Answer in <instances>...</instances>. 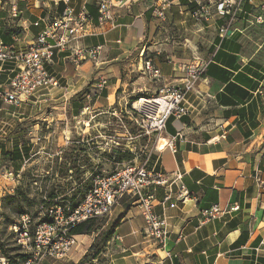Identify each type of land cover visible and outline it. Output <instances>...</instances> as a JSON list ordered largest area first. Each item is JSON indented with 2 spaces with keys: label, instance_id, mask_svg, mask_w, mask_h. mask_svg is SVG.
Returning a JSON list of instances; mask_svg holds the SVG:
<instances>
[{
  "label": "crops",
  "instance_id": "1",
  "mask_svg": "<svg viewBox=\"0 0 264 264\" xmlns=\"http://www.w3.org/2000/svg\"><path fill=\"white\" fill-rule=\"evenodd\" d=\"M113 1L114 20L100 23L99 0H70L76 12L85 10L91 16L92 33L82 44L101 45L103 50L95 66L90 60L77 65L69 50L56 53L47 67L66 95L83 90L97 74L109 79L104 98H111L121 82L123 63L137 60L141 53L153 59L162 74L146 91L179 84L184 77L181 65L190 55L186 54L187 43L164 47L162 28L176 25L187 42L189 31L193 38L206 29L216 32L209 46L200 51L209 64L190 94L192 114L170 116L161 132L166 140L176 136V151L168 146L160 149V139L149 150L147 167L168 174L180 172L189 191L175 206L163 203L165 187L156 191L154 212L165 216L170 227L166 246L161 247L154 235L143 233L144 209L135 202L122 204L125 197L114 223H107L114 228L116 253L105 264H150L155 260L164 264H264V10L260 8L264 0H247L225 36L219 28L227 17L217 15L208 22L191 18L189 13L198 0H173L165 20L152 13L153 6L163 0ZM11 3L0 0V40L17 49H25L36 39L42 20L62 15L67 7L63 0H18L19 14L12 17ZM12 69V64L0 62V89L14 75ZM2 103L0 100V110ZM111 104V100L98 101L91 106ZM24 113L0 112V136L15 139L18 133L12 131L17 123L29 119ZM223 132L226 137L220 138ZM13 185L9 192L14 191ZM178 192L177 184L172 202ZM215 204L225 212L204 221V211ZM234 206L238 208L231 209Z\"/></svg>",
  "mask_w": 264,
  "mask_h": 264
},
{
  "label": "built area",
  "instance_id": "2",
  "mask_svg": "<svg viewBox=\"0 0 264 264\" xmlns=\"http://www.w3.org/2000/svg\"><path fill=\"white\" fill-rule=\"evenodd\" d=\"M63 1L67 3L63 14L53 19L42 20V29L36 39L25 49H17L14 45L0 40V62L12 64L14 66L12 70L15 72L8 84L5 87L1 86V101L13 106H20L33 96L41 93L44 95L43 91L45 90L60 87L58 78L47 67L59 51L69 50L72 60L77 65L86 60L98 64L103 47L101 45L87 46L82 44V40L92 33L90 30L91 16L85 10L76 12L70 6V0ZM246 1L215 0L211 4H204L198 0L197 7L191 10L189 15L196 22H208L215 19L217 15L227 17V21L219 28L220 35L225 36L230 24L242 11ZM17 2L18 0H12V17H17L19 14ZM172 2L173 0H163L153 6L152 13L165 20ZM98 4L99 22H112L115 16L114 6L116 4L114 1L99 0ZM260 8L264 10V2ZM35 24L38 26L40 22ZM18 34L19 32H16V35ZM140 58L142 60L140 69L145 74L155 80L162 77L159 67L151 58L146 57L144 53L140 54ZM208 64V60L201 56H195L182 63L181 68L184 77L181 83L164 85L160 88V94L152 98L165 99L164 114L158 121L152 116L155 108L160 104L159 102L146 104L141 108H137L135 103L134 112L144 113L150 123L149 126H143L148 127L146 128L147 133L151 131L162 132L166 128V121L170 116L180 118L192 114L194 106L190 101V94L195 91L198 82L202 80ZM106 84L107 79L100 76L94 87L103 89ZM88 97L90 96L88 95ZM221 137L225 138L226 133L223 132ZM216 138L218 139L219 136ZM175 141L176 136H171L166 145L174 152L176 151ZM147 163L148 159L141 164L123 165L106 174L102 172L94 174L91 189L76 205L70 203L51 205L49 212L45 214L43 219L36 220L29 212L18 218L10 229L17 247L21 252L28 255L25 264H42L47 258L54 260L68 258L78 245L77 236L71 232L73 227L86 220L107 216L125 197L135 199L134 202L143 207L145 220L143 233L154 235L160 246L165 248L170 227L165 216H159L154 212L156 191L159 187L167 189L163 203L170 202V206H175L181 200L184 201L189 191L182 181L180 172L168 174L164 171L148 168ZM6 173L13 181H20L21 174L19 172L7 171ZM177 184L179 192L175 197L176 201L172 202V189ZM236 208L238 206L231 209ZM224 212V209L215 204L204 211V221L216 219ZM170 255L171 253L168 252V256ZM0 264H10L9 258L3 253L1 247ZM150 264H164V262L163 260H155Z\"/></svg>",
  "mask_w": 264,
  "mask_h": 264
},
{
  "label": "rangeland",
  "instance_id": "3",
  "mask_svg": "<svg viewBox=\"0 0 264 264\" xmlns=\"http://www.w3.org/2000/svg\"><path fill=\"white\" fill-rule=\"evenodd\" d=\"M200 1L204 4H211L215 0ZM193 23L191 22L189 25H193ZM208 31L209 29H206L202 36L201 32L194 33V38L191 36L192 32L189 31L190 40L188 42L181 36L176 25L167 26L166 29L162 28L163 34L161 35L162 37L166 35L164 47L170 48V43L174 45L175 42H186V54L190 53L185 59L187 61L199 56L200 51L209 46L216 31ZM196 35L199 36L196 37ZM152 53L150 51L151 55ZM141 61L139 56L137 60L123 63L119 75L121 82L116 90H112L113 95L109 99L104 98L106 97L104 96L105 91L108 90L107 86L110 85L109 79L100 75L107 79V84L103 89H99L94 85L100 76L94 74L92 78L96 79L93 78L85 87L89 90L90 97L88 99L86 97L89 106L83 107L79 112L73 108L72 101L82 90L69 96L61 91L60 87L45 90L43 91L44 95L38 94L37 98L31 97L30 101L24 102L21 107L10 105L4 101L1 104L0 112L2 114L25 112V116L29 115L27 117L29 121L24 126L23 132L18 133L15 139L5 138V134L0 136V146L1 142L5 145L3 150H0V238L7 247L18 249V251L13 250V254L21 252V250L15 243L12 230L9 228L10 225L6 224L5 215L10 214V211L5 210L2 206L3 197L14 192H9L14 186L13 184H16V187L22 185L27 190L32 201L31 205L25 209L38 220L49 212L51 205L77 204L82 198L81 193L88 189L89 183L87 182L94 174L99 172L106 174L123 165L143 163L148 159L149 150L156 145L158 138H165V132L151 131L147 133L146 128L148 127H143L150 125L147 117L144 113H136L133 110L135 103L141 97L152 99L160 94L158 89L146 91L148 90L146 87H151L155 79L153 80L148 74L143 73L140 69ZM110 100L113 101V104L107 107L91 106L98 101L109 102ZM149 128L152 130L151 127ZM5 132L7 133L8 129H5ZM164 138L159 143L160 148L166 143ZM24 143H26L27 149L24 148ZM72 145L77 150L78 148L86 150L80 156L78 164V168L82 172L80 176H77L73 170H69L68 176L63 178L58 171L65 166V150ZM16 147L22 154L21 159L18 160L22 165L21 170L18 171L21 174L19 182L10 179L6 173L7 171L14 172L13 155L6 151H12ZM119 151L131 153L133 156L129 160L116 161L106 155V152L109 155L110 153L117 154ZM53 186L57 192V199L49 202L48 194ZM120 207L121 202L113 208L111 213L100 218L98 223L104 224L105 227H108L107 223H114L117 210L119 211ZM11 216L17 217L13 214ZM77 238L78 245L70 257L62 260L50 259L43 264H105L107 260L111 259V255L116 253L113 247L116 240L112 236L108 241L94 248L90 258L83 262L84 256L92 247L96 234H82Z\"/></svg>",
  "mask_w": 264,
  "mask_h": 264
},
{
  "label": "trees",
  "instance_id": "4",
  "mask_svg": "<svg viewBox=\"0 0 264 264\" xmlns=\"http://www.w3.org/2000/svg\"><path fill=\"white\" fill-rule=\"evenodd\" d=\"M87 89L85 88L84 90H82L81 93L77 96V98L74 101H72V105L74 106L73 108L78 112L80 110H82L83 107L87 104L86 97L88 99V93H89V90H87ZM27 121H29V119H25L21 122H18L17 125L15 126L14 130L12 131V133L13 134L22 133L24 126L28 123ZM1 143L2 144L0 146V150L2 151L3 147L5 145L3 142H1ZM26 147H27L26 143H24V148H26ZM65 151H64L65 152V155H64L65 166L61 167L59 169V171H58L59 175L63 178H66L68 176V173H69L68 171L73 170L74 174H76L77 176H80L82 171L79 170L78 164H79L80 156L86 150L81 149V148H78V150H77L72 145V146L68 147L67 150H65ZM6 153L13 155L12 160L14 161V165H13L14 172L18 173V171L21 170V167H22L21 161L18 162V160H20L21 156H22L21 151L18 149V147H16V148H13L12 151H6ZM106 155L110 158H113L116 161H122L124 159L129 160L133 156L131 153H129V154L128 153H122L120 151L117 154L110 153L109 155L106 152ZM87 183H89V186H88L87 190H85L84 192L81 193L82 198H84L85 195L87 194V192L91 189L92 184H93V178H91V180H89V182H87ZM56 197H57V192H56L55 187L53 186L52 189L50 190L49 194H48V198L50 199L49 202H51ZM31 201H32V199L29 197L27 190H25L22 185L17 186L16 189L14 190V192L8 193L6 196L3 197L2 206L5 210L10 211V214L5 215L7 226L10 225V227H11L12 225H14L16 223L18 218H20L23 214L28 213V211L25 208L28 207L29 205H31L30 204ZM134 201H135V199L127 197V198L122 200V204L129 206ZM74 205H76V204H74ZM11 213L17 217H12ZM41 219H43V217ZM99 219L100 218L86 220L84 222H81V223L77 224L76 226H74L72 231H71L72 234H74L76 236L82 235V234H91V233L96 234V238L94 239L92 247L90 248V250H88L87 254L84 256L83 261L90 258L94 248L99 247V245L101 243L108 241L113 235L114 228H112L111 225H108V227H105L104 224L98 223ZM0 247L3 250V253L9 258L10 264H19V263L25 264V262L28 259L27 254H24L21 252H15V254H13L12 251L13 250L18 251V249L16 247L15 248L7 247L6 243L1 241V238H0ZM99 249H101V248H99ZM18 259H20V260H18Z\"/></svg>",
  "mask_w": 264,
  "mask_h": 264
},
{
  "label": "bare ground",
  "instance_id": "5",
  "mask_svg": "<svg viewBox=\"0 0 264 264\" xmlns=\"http://www.w3.org/2000/svg\"><path fill=\"white\" fill-rule=\"evenodd\" d=\"M155 100H157V101H155ZM164 100L165 99H163V98L162 99H148V98L142 97L141 100H139V101L136 102V105L135 106L137 108H141V107H143L146 104L159 102L160 104H158V106L155 108L154 114L152 116L155 119H157V121H158V119L161 118L163 116V114H164V109H165L164 108ZM161 139H163V138H161ZM161 139H160V141H161ZM160 141H159V143H160ZM166 145H167V140H166V143L164 144L163 147H165ZM163 147L162 148L159 147V148L160 149H163Z\"/></svg>",
  "mask_w": 264,
  "mask_h": 264
}]
</instances>
